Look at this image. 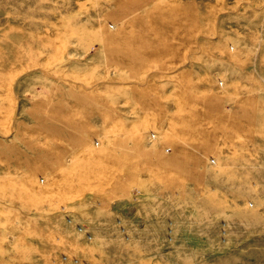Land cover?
I'll list each match as a JSON object with an SVG mask.
<instances>
[{
  "label": "rangeland",
  "instance_id": "374dc122",
  "mask_svg": "<svg viewBox=\"0 0 264 264\" xmlns=\"http://www.w3.org/2000/svg\"><path fill=\"white\" fill-rule=\"evenodd\" d=\"M0 264H264V0H0Z\"/></svg>",
  "mask_w": 264,
  "mask_h": 264
}]
</instances>
